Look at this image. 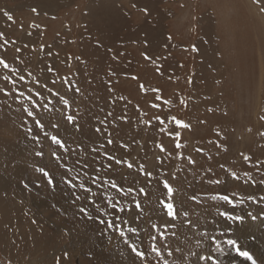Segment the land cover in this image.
Returning a JSON list of instances; mask_svg holds the SVG:
<instances>
[{
	"label": "rangeland",
	"instance_id": "obj_1",
	"mask_svg": "<svg viewBox=\"0 0 264 264\" xmlns=\"http://www.w3.org/2000/svg\"><path fill=\"white\" fill-rule=\"evenodd\" d=\"M0 32L9 41L0 48V56L25 75L17 88L25 95L30 88L40 90L42 98L34 99L41 103L53 100L60 110H40L45 131L58 133L69 149L65 153L51 144L20 104L0 93V264H57V260L60 264H140L118 234L105 233L96 219L79 211L85 206L93 217L98 215L94 204L74 202V190L64 183L69 169L68 178L75 177L76 183L84 172L91 177L99 169L100 181L116 179L125 187L145 185L135 167L128 169L114 161V170L105 167L109 161L102 144L109 155L143 163L154 175L161 164L160 171L166 175L175 173L176 204L189 210L188 218L199 224L198 230L210 234L216 224L223 223L218 207H231L211 199L213 195L236 194L237 199L264 195V185L258 183L264 167L256 163L264 161V138L258 135L264 130V122L258 119L264 115V14L253 0H0ZM50 66L59 78L56 72H47ZM6 71L0 67V76ZM29 72L53 91L66 93L71 107L58 104ZM73 86L80 92L70 90ZM154 88L172 104L161 101L159 109L152 108ZM109 112L127 120L108 117L107 131L96 133L95 128L101 127L98 121ZM67 114H76L74 124L66 122ZM154 115L162 119L178 115L191 125L182 132L185 149L174 148L172 138L159 131L160 122L152 120ZM26 119L27 127L39 133L40 146L26 134ZM147 120L151 123L139 122ZM55 123L59 129L51 127ZM108 139L114 143L108 145ZM156 142H162L172 157L157 161L156 155L162 154ZM41 146L44 155L37 157ZM93 148L99 151L94 153ZM196 148L202 151L197 153ZM53 151L60 155L59 161L51 155ZM176 151L183 155L176 157ZM189 154L195 165L184 159ZM242 154L252 156V161L245 162ZM41 166L54 178L53 185L35 171ZM230 171L240 179L234 180ZM246 172H251L255 184ZM217 179L220 184L210 182ZM84 181L94 193L115 194L114 189L98 190L88 177ZM147 190L148 197L138 198L145 212L152 214L160 192L154 182ZM77 194L82 195V190ZM194 195L197 200L189 199ZM261 208L264 203L246 201L236 212L257 214ZM234 229L242 249L252 253L257 264H264V250L259 249L264 245V222L249 219ZM195 231L180 227L172 238L173 247L182 246L186 239L194 245ZM213 255L220 264H251L231 249Z\"/></svg>",
	"mask_w": 264,
	"mask_h": 264
},
{
	"label": "snow or ice",
	"instance_id": "obj_2",
	"mask_svg": "<svg viewBox=\"0 0 264 264\" xmlns=\"http://www.w3.org/2000/svg\"><path fill=\"white\" fill-rule=\"evenodd\" d=\"M253 3L258 5L259 11L264 14V6H261V0H253ZM36 11V9H33ZM145 11H147L145 9ZM3 15L7 17L8 20H13V16L10 15L7 11L3 12ZM0 39L3 40V44H0V48H4L5 45L9 43L7 39H4V33L0 32ZM15 44V41L12 42ZM43 47V46H42ZM20 48H15V52H20ZM146 59H152L151 57H145ZM0 67L7 70L2 76H0V81L4 82V86H0V93L5 97L12 96V98L20 104V109L26 114V117L29 118L35 125L36 129H39L40 133H43L45 139L49 140L51 144L58 146V149H63L65 153L69 151L66 146V141L62 139L59 134H51L45 131V124L42 120L41 109L44 112H52L56 109L55 104H53L52 99H48L46 102L41 103L39 100L34 99L35 97H41V91L36 90L33 92V89H28V95H25L23 91H20L17 88L19 82L25 81V75L23 70L18 66H13L10 64L4 56H0ZM159 70V69H157ZM48 73L56 72L57 77L59 78V73L54 67H47ZM114 75V73H112ZM28 76L32 77L35 84H40L41 88H47L48 93L51 97L57 99V103L63 105L65 109L71 107V101L66 98V93L62 94L59 89L53 91L52 87L47 86V82L41 84L40 80L32 75L31 72L28 73ZM18 77V79H17ZM135 79V77H134ZM65 83L71 84V81L64 80ZM53 86L56 84V80L52 81ZM11 85V87H8ZM141 90H144V86L141 85ZM75 92H80L78 86H73L70 88ZM152 92L155 94L154 103L151 104V107L154 109H159L161 104L166 106L171 105L172 101L164 99L162 95L157 94L160 92V89H152ZM42 98V97H41ZM180 104L186 106V101L180 100ZM29 104L31 106H29ZM18 109V110H20ZM108 117H114V113L109 112L104 119L98 121L101 127H96V133H104L107 131V121ZM115 119L127 120L126 116L114 117ZM66 122L68 124H74L77 119L76 114H67ZM259 121L264 122V115L258 117ZM152 120L159 121L161 127L159 131L162 134L172 138L174 142V148L176 150H182L186 148V145L182 143V132L189 130L191 125L179 118L178 115H165L164 118H161V115H154ZM166 121L170 122L174 127L168 128ZM140 123L149 124L151 120L139 121ZM28 119L24 121L26 134L31 137V139L40 146V137L39 133L34 134V129L32 127H27ZM53 129H59V123L51 124ZM79 127V126H77ZM251 132L252 129L250 128ZM258 135L264 138V130L259 131ZM219 136V133H217ZM114 141L112 139L107 140L108 145H112ZM79 147V145H77ZM156 148L159 150V153L162 155H156L155 159L157 161H162L172 157L173 153L169 152L167 147L162 142L155 143ZM122 147L127 148L129 145L123 144ZM100 148H104V155L107 156L109 163L105 165L110 171L114 170V166L111 163L115 162L116 165L124 164L128 169L136 168V171L139 175L143 176L145 185L144 186H135L129 185L125 187L122 183H119L116 179L100 181L99 169L96 170L95 175L89 177L87 172L83 173V176L80 178V182H75V177L68 178V174L71 173L72 169L68 170V173L64 176V183L70 188L73 189L74 202L85 200L89 204L95 205V211L98 213L93 217L92 213L88 211V208L81 206L79 211L88 217L89 219H96L97 222L103 225V231L105 233L111 231L115 234H118L122 238L124 245L134 254L135 258L139 260L140 264H220L218 256H214L213 253L224 255L228 249L235 251L240 257L245 258L250 261L251 264H257V260L253 255L247 251L243 250L242 246L239 244V238L235 236L234 225H245L250 219L251 221H256L257 219L264 222V208H261L259 213L253 214L251 211H248L246 214H241L236 212V208L240 205L245 204L246 201H252V203H264V195L257 198L254 194H248L247 196H242L239 199L236 198V194H216L211 197L213 200L223 201L226 205L231 206L228 208H219L217 209L218 217L223 218L222 224H216L214 234H210L208 230H198L200 228L199 224L189 219L190 212L184 208L183 204L178 206L175 202V192L176 189L173 186L172 181L176 179V174L169 172L167 175L160 171L162 164L159 165L156 169V174L154 175L153 171L145 167V164H137L135 160L129 161L126 160L123 156L116 158L115 156L109 155L107 149L102 144ZM92 151L98 152L99 149L93 148ZM197 153L201 152V148H196ZM35 155L37 157H42L44 151L42 146L39 151H36ZM57 161L60 160V155L56 151L51 153ZM176 157L183 155L182 151L175 152ZM188 165H195V159L189 154L184 157ZM242 159L245 162L252 161V156L243 155ZM77 163H80L77 161ZM256 163L260 167H264V161L257 160ZM85 168L88 167L87 164L84 165ZM222 169L224 165L220 166ZM35 171L40 172L43 177L47 180L48 185L54 184V178L45 167H37ZM257 171H260L257 168ZM234 180H239L240 176L235 171H230L228 173ZM245 176L249 179H253L251 172H246ZM84 177H88V183L96 185L97 189L104 188L114 189L115 194L110 192H93L90 186H86ZM98 181H100L98 183ZM153 182L158 187L160 195L157 197V207L152 209V214H148L144 210L142 200L140 198H146L150 195L148 192V187L153 185ZM211 183L220 184L219 179L210 181ZM22 184L27 188L28 185L22 180ZM253 183L256 181L253 179ZM260 185H264V177L258 182ZM82 190V195L77 194L78 191ZM191 200H197V197L194 195L190 197ZM96 200H100L101 203L97 204ZM133 206L135 211H133ZM153 215L156 216V219H153ZM183 217L182 220L179 218ZM179 220V225L177 221ZM186 226L190 231L197 230L194 232L195 242L192 244L191 239H186L182 242V246L173 247V237H177L180 233V227ZM227 246V247H225ZM193 247L199 249V251H194ZM179 254V255H176ZM67 256V253H65ZM171 258V259H170ZM57 264H60L57 260Z\"/></svg>",
	"mask_w": 264,
	"mask_h": 264
},
{
	"label": "bare ground",
	"instance_id": "obj_3",
	"mask_svg": "<svg viewBox=\"0 0 264 264\" xmlns=\"http://www.w3.org/2000/svg\"><path fill=\"white\" fill-rule=\"evenodd\" d=\"M259 249H263V250H264V245L260 246ZM257 252H258V251H257ZM251 254H252V253H251ZM257 254H259V252H258ZM254 255H255V254H254ZM256 257H257V256H256ZM261 258H262V257H261ZM237 260H238V259H237ZM242 260H243V259H242ZM260 261H261V260H260ZM239 262H240V261H239ZM225 263H226V262H225ZM242 263H243V262H242ZM245 263H246V262H245ZM245 263H244V264H245ZM234 264H235V263H234ZM240 264H241V262H240Z\"/></svg>",
	"mask_w": 264,
	"mask_h": 264
}]
</instances>
